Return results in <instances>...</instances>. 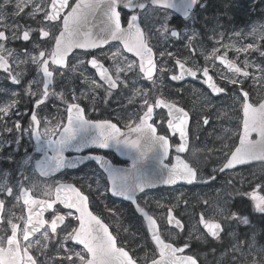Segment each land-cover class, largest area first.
<instances>
[{"label":"snow or ice","instance_id":"1","mask_svg":"<svg viewBox=\"0 0 264 264\" xmlns=\"http://www.w3.org/2000/svg\"><path fill=\"white\" fill-rule=\"evenodd\" d=\"M151 4L155 7L146 8V4L137 0H0V68L8 74L11 81L20 83L23 73L19 70L20 64H31L35 66L38 73L43 76V91L41 93L26 90L27 94L43 98L35 101V110L31 112L29 124L24 128L19 120L14 124V129L7 126L6 123L0 124V129L5 132H20L22 135H28L30 139L36 141L34 152L40 153L36 158L26 153L20 169V181L18 188L9 187L7 183L0 184V196L5 192L9 198L15 197V201L23 200V206H27V217L23 215L15 216L14 213L8 211L7 219L4 224L0 225V264H50L49 260H42L41 257H47L49 251L55 248L58 255L56 264H79L82 259H87L89 249L94 256L96 264H136L122 247L116 246L113 236L108 233H102L94 224H89L87 220L81 226L80 204L86 205L87 217H96L89 211L90 198L89 195L76 187L73 183H65L61 180L53 181L51 184L45 183L44 188L35 183L31 185V189L26 188L24 181L29 180L25 175V167L33 165V174L40 177L50 178L62 169H73L78 164L92 160L99 165L107 176L106 192H110L112 196L122 197L130 201L136 206L138 213L143 215L149 223V230L156 221L150 216L144 208L140 207L137 202V193H143L146 188L152 187L155 183L165 185L175 184L177 181H185L189 184L198 179L197 170L189 163L176 157L177 163L169 166L165 160L169 155V139L165 135H157V128L153 127L154 108H167L168 117L167 126L173 134L179 133L180 143L176 147L177 153L185 152L188 147V121L189 112L182 107H177L173 103H169L163 99H157L155 104L149 103L148 91L136 90L137 96H143L144 101L140 109L142 114L134 113L133 117H129V121L125 122L124 130L112 123L110 120L88 119L86 111L80 106V100L85 96L84 92L79 95L73 93L72 99L68 100L64 92L49 91L54 78V72L60 76L64 75L66 70L72 72L77 71L76 65H71L68 60L69 53L73 49H98L108 45L110 41H119L120 45L116 46L113 51L109 48V52H102L101 56L105 59L112 60L115 67L114 74L112 67H105L100 63L99 58H93L88 63L93 68L99 70V78L102 83H98L95 79L81 72L84 82L90 85L92 91L107 86L106 91L117 89L118 84L127 86V74L135 73L142 76L155 84L153 73L157 70V64L153 60L154 45L152 39L157 35L164 40L175 38H187L185 47L188 49L195 48L193 41L195 33L188 35L187 31L183 36L176 29L169 26L170 13L168 9L182 13L185 19H190L195 7L200 4V0H151ZM203 7V5H200ZM123 8L135 12L137 9L160 12L163 16L160 18V25L155 32L142 30L138 23V15L132 14L127 20V27H122L121 11ZM11 9V11H9ZM26 17L34 20L38 24V28H32L30 25L21 31L22 26L15 23L18 18ZM13 23H9V19ZM62 22V29L60 24ZM96 32L93 33L92 29ZM39 33L38 39H30V35ZM59 33L58 35L56 33ZM237 37H243L244 32H236ZM248 35H260L264 42V29L260 33L253 29ZM221 39L224 33H220ZM20 40L32 44L31 52L24 51V59H19L15 50L7 47L9 40ZM221 48L227 50L234 45L221 44L220 40L216 41ZM253 45L247 47L235 48L237 53L248 52ZM259 51L260 56L264 57V51L259 47L255 49ZM125 53H130L137 60H129ZM89 53L85 52V55ZM204 57L205 62L220 60L234 75L225 76L221 74L220 79L228 84H243L244 79L250 78L251 74L247 70H242L236 64L228 60L226 56L220 55V48L213 47L209 52L203 49L200 53ZM161 57L167 56L175 61V67L180 70L179 75H171V80L179 82L185 77H197L200 71L199 66L193 65L186 67L190 63L192 57H187L183 61L177 59L174 53L160 52ZM10 63L16 64L17 69L11 68ZM79 64L83 66L85 60H79ZM255 62L245 60V69L254 66ZM59 66V67H56ZM261 73V79H264V66H256ZM138 68V70H137ZM195 68V70H194ZM159 71H173L172 68H159ZM203 75L206 79L203 81L211 92L216 95H226L227 89L218 81L213 82V77L209 75V69L204 67ZM31 83H38L34 79ZM0 91H6L0 89ZM12 98L0 104V121L10 118L12 110L16 108L19 101L15 99L17 93L11 94ZM55 97L65 107L63 109L57 107V114L52 116L40 115L41 106L46 105L49 97ZM233 112L234 105L240 104L243 111V131L238 133L239 146H235L232 150L231 145L224 144L220 150L223 152L220 158L222 163L214 172H224L226 169H232L236 165L246 164L252 160L264 161V103H260L258 107H254L250 93L241 88L240 91H233ZM133 101L130 99L129 103ZM146 109V110H144ZM64 113H66L67 123H64ZM19 116L25 113H17ZM163 121L164 117L160 116ZM152 120L153 123H149ZM138 121V122H135ZM210 119L205 117L203 125H208ZM162 127V125H161ZM199 127V122H198ZM43 129L42 131L40 129ZM225 131H228L227 129ZM256 133L259 137L258 141H251L248 137ZM237 134V133H233ZM20 138L17 137L16 144L19 146ZM3 146L2 138H0V148ZM96 147L99 149L114 148L118 155L127 157L131 161L128 167H117L110 160L102 155H75L66 156L65 153H81L84 149ZM228 149V151H224ZM2 158V157H0ZM146 161L154 163L155 168L152 175L146 174ZM5 177L8 173L3 174ZM91 179V178H87ZM209 179H215L214 176ZM89 193L92 191V185L88 184ZM96 187H100L99 179L96 180ZM53 189L55 197L52 198ZM43 191L46 199H34L29 192L34 194ZM264 180L257 183L252 193H246L254 202L255 210L264 213ZM73 197L69 199L68 197ZM179 199V198H177ZM63 206L64 211L59 206ZM7 205L4 199H0V212H4ZM13 208L17 207V203L12 204ZM169 208V223H172L173 209ZM74 209V214L71 210ZM51 210V211H49ZM224 214L223 209L216 211L215 215L207 216L205 212H201L198 224L202 225L207 234L214 239H219L222 232V223L217 217ZM50 216V222L45 217ZM66 217L71 220H66ZM237 218L236 213H232L231 217L225 219ZM242 223L248 224L247 217L239 218ZM77 221L78 227L71 221ZM175 226L178 229L183 228L179 219L175 220ZM195 227V225H193ZM50 229V231H49ZM63 233V236L61 234ZM39 234V235H38ZM152 239L156 248L159 250L160 259L152 258L151 264H198V257L194 255H181L190 247L189 243H185L182 247H174L172 243H166L161 239L160 235L151 231ZM203 235V234H201ZM191 238V234H190ZM201 237L198 236L197 239ZM72 241V246H67V242ZM74 245H80L82 248L77 251ZM87 245V246H86ZM249 253L256 251L251 245H248ZM243 252L239 245L233 248L232 255L236 257L233 264H236L238 257L237 252ZM250 264H264V249L257 252V258L251 259L248 256Z\"/></svg>","mask_w":264,"mask_h":264},{"label":"flooded vegetation","instance_id":"2","mask_svg":"<svg viewBox=\"0 0 264 264\" xmlns=\"http://www.w3.org/2000/svg\"><path fill=\"white\" fill-rule=\"evenodd\" d=\"M72 3H75L76 0H71ZM137 2V0H134V3ZM141 2H144L146 4L147 9H151L155 6L151 4V0H141ZM200 5H203L201 7ZM121 11V22L122 27H127V20L130 18L132 14L138 15V23L140 24L142 30L144 31H151L155 32L156 28L160 25V17L163 16V11L160 12H152V11H145V10H139L137 9L135 12L120 8L118 9ZM11 11V9H9ZM170 13V19L168 21L169 26L176 29L178 32L181 33L183 36L184 32L187 31L188 35H192L194 33L193 27L197 31H202L201 23L199 20H202L204 15H210L212 16V27L213 29L203 31L199 35H195V39L199 38L200 36L205 38L209 43L211 47H207V51L212 50V47L217 46L219 44L216 43L217 39L220 36V33H224L223 38L230 37L231 33L235 34L236 32H240L243 28L249 27L251 31L253 29H256L257 33L261 32V29H264V0H200V4H198L194 12L192 14V17L190 19H185L182 13L176 12L173 9L167 10ZM154 15H156L154 17ZM15 23L22 26L21 31L24 30L27 26H31L32 28H38V24L34 20H29L26 17L18 18L15 20ZM60 27L62 29V22L60 24ZM0 30H3L0 28ZM93 33L95 34L96 29H92ZM59 34L58 32L56 33ZM235 36V35H234ZM39 33L37 32L35 35H30V39H38ZM194 39V40H195ZM175 40L178 43H175ZM164 39H161L158 35L152 39L151 43H162ZM187 43V38L183 39H175L170 38L167 41V47H170V50L167 52H171L175 54L177 59H181L182 61L187 57H192V60L190 63L186 64V67L188 66H199L200 71L197 73L196 79L201 80L206 79L204 75L202 74L204 67H207L209 69V75L212 76L215 80V82H219L221 85L225 86L227 91L226 95H220L218 97H213L214 100H219L223 98H229L233 97L232 93L233 91H240L241 88L243 90H246L250 93L251 100L249 101L253 105L261 101V99L264 97V79H261V73L256 67L264 66V57L260 56L259 51H256L255 49L257 47L260 48L261 51H264V42H262L260 35H257V38L255 40V44L253 45L252 49H249V53L243 54L240 57L232 56V50H228L227 54H223L224 49L220 48V55L226 56L228 60L233 61L237 67H240L242 70H247L251 76L248 79H244L242 76L239 77L243 80V84H237L232 85L228 84L226 81L221 80V74L225 76H233L234 74L224 65L220 62V60L215 61H209L205 62L204 57L202 55L197 54L196 49H188L185 47V44ZM194 44V43H193ZM221 44H224L223 41H221ZM116 46H121L119 41H110L108 45H105L103 48L98 49H79L75 48L72 50L71 53H69L68 60L70 61L71 65L77 66V71L72 72L71 70H66L64 72L63 76L58 75L54 72V78L52 81V84L49 87V91H55V92H64L67 95L68 100L72 99L73 93L76 95H79L81 92L85 93V96L80 100V106L85 109L86 116L88 119H91L93 121L96 120H110L112 123H117V126L120 127L122 130H124V124L125 122H131L129 121V117H133V121L135 120V117L133 116L134 113L142 114L140 111L144 97L143 96H137L136 90L140 89L142 91H148V99L149 103L155 104L156 99L162 98L164 100L170 101L172 103V87H169L167 81L171 82V75L176 74L179 75L180 70L178 67H175V61L171 59L172 63V69L173 71H159L158 66V56L159 51H157L154 47V54H153V60L157 64V70L154 71L153 76L155 78V84H153L151 81H149L146 78H143L142 76H137L135 73H128L127 74V86L124 84H118L117 89H114L111 91V94L106 91L107 86L105 85L103 88L96 89L95 91H92L89 84H86L84 82L83 76H81V72L83 71L85 75L89 76L91 79H95L98 83H102L99 78V70L96 68H93L88 61H90L93 58H99L100 63L104 65L105 67H112V73L115 72V67L113 66V61L105 59L103 56H101L102 52H109V48H111L113 51L115 50ZM7 47L10 49L15 50V52L18 55L19 59H24V51L27 50L31 52L32 50V44L20 40H9ZM122 47V46H121ZM172 49V50H171ZM85 52L89 53L88 55H85ZM125 55L128 56L129 60H137V66L139 64V61L136 57H134L130 53H125ZM80 58V59H79ZM166 59L167 56H164ZM85 60V64L81 66L79 64V60ZM162 59V58H161ZM245 60H248L250 62H255L254 66L249 67L245 69L244 62ZM161 63V60H160ZM13 69H17L16 64L10 63L9 65ZM59 67V66H56ZM166 69V68H165ZM23 73L22 80L20 83H14L11 81V78L8 76V74L3 70V68H0V89L6 90V91H0V104H3L5 101L12 98L11 94L13 92L17 93V96L15 99L19 101L16 108L12 110V114L10 115V118H7L5 121H0V124L6 123L8 127L14 129V124L17 120L20 121L22 126L24 128L28 127L29 124V118L31 115V112L35 110L34 105L35 101L37 99H42L43 97L40 95L32 96L27 94L26 90L31 88V91L41 93L43 91V76L42 73H38L35 66L31 65L30 63L27 65L20 64L19 68L17 69ZM138 70V68H137ZM195 70V68H194ZM38 81V83H31L32 81ZM160 80V82H159ZM162 80L165 81V83H162ZM176 84H179V89L187 90V91H193L198 86L204 88L208 92V88L206 85H202L198 81H194L191 77H185L183 80L176 82L173 81ZM255 86V89H254ZM210 91V90H209ZM209 93V92H208ZM170 96L167 98V96ZM210 95V93H209ZM211 96V95H210ZM212 97V96H211ZM132 100V103H129V100ZM175 103V102H174ZM179 105L178 103H176ZM184 105V104H183ZM181 107V105H179ZM57 107L63 109L65 106L61 104V102L56 99L55 97H49L46 105L41 106L40 115L42 116H52L57 114ZM236 108L238 110V117L240 122L237 120L234 121V131L236 130L234 134L235 141H238L239 135L241 131V105L236 104ZM146 110V109H144ZM165 109L163 108H154L153 112V120L155 123H153L152 120L149 121V123H153V127L157 128V135H165L166 138L169 139V155L168 158L165 160V163L169 164V166L172 165L173 157L175 156V152L173 150L174 146H172V140L176 141L174 134L170 130H168L167 126V119L165 114ZM17 113H25L23 116H19ZM191 113V111H190ZM194 114V113H193ZM65 119L64 123H67L66 120V113H64ZM160 116H163V121L160 119ZM138 122V121H135ZM162 125V127H161ZM228 131H224L223 134L230 135L231 131L226 127ZM43 130L42 128L40 129ZM189 133V130H188ZM177 135V134H176ZM173 136V137H172ZM253 136V134L251 135ZM17 137L20 138L19 140V146L16 144ZM0 138H2L3 143L7 144L6 146V152H4L2 155H0V184L7 183L9 187H13L14 189L18 188V181H20V169L23 162V159L26 156V153L28 155H33L34 157L38 158L40 153L34 152V145L36 141L34 139H30L28 135H22L20 132H17L13 130V132H5L2 129H0ZM192 142V141H191ZM14 150L18 151L19 156H14L12 152ZM66 156H75V155H102L106 159L110 160L114 165L117 167H128L130 165V160L127 159V157L120 156L117 154L114 148L109 149H99L96 147H90L83 150V152L77 154V153H65ZM25 167V175L29 177V180L24 181V185L26 188L31 189V185L33 183L39 185L41 189L44 188L45 183L51 184L53 181L61 180L65 183H73L76 187H79L76 182H80L77 177L78 176H90L92 179V191L89 193V190H85L82 188V191L89 195L90 198V205L92 209L96 210L98 212V209H108L106 204H102L101 202L96 203L94 198L97 193V189L95 186V175L96 173H99L103 177V184L106 188L107 186V176L106 173L103 172V169L99 167L98 164H96L95 161L88 160L82 164L77 165L76 168L73 169H62L60 172L55 173L50 178H44L40 177L37 174H33V165H27ZM246 167V166H245ZM241 168V167H240ZM239 168L233 170L236 171ZM232 172V171H230ZM8 173V176L5 177L3 174ZM198 174V173H197ZM222 174H213L215 179H199L198 180H205L208 181L203 184H210L211 181L216 180L221 177ZM212 176V175H211ZM210 177V176H209ZM200 183H194L192 185H196ZM99 190V189H98ZM161 191H165L163 193H169L171 200H172V185H161L160 187H156V189H148L145 190L143 193L139 194L137 196V200L140 203V206L142 207H148L147 205L143 206V204L140 202L142 200L141 196H146L147 194L157 193L160 194ZM100 192V191H99ZM103 194H105L104 200L108 204H117L120 203L121 207L128 208V205H131L128 201L120 198L112 196L110 192L104 191ZM29 195H32L34 199H46V197L43 195V191L33 193L32 191L29 192ZM55 197V191L53 189L52 198ZM112 197V198H111ZM114 198V199H113ZM0 199H4L6 202V209L4 212H1L0 216V225L4 224L7 219V213L8 211H11L14 213L15 216H24V212L27 211V206H23V200L21 199L19 202L15 201V197L9 198L7 196V193L5 192L2 196H0ZM17 203V207L13 208L12 204ZM128 204V205H127ZM172 203H169L171 205ZM62 211L61 214H63V206H59ZM145 207V208H146ZM98 208V209H97ZM149 208V207H148ZM169 208H172V206H167L166 212ZM149 212L150 210L147 209ZM50 211V210H49ZM72 211V210H71ZM102 211V210H101ZM73 212V211H72ZM201 214V213H200ZM199 214V215H200ZM108 217H111L115 219L114 216L111 215H105ZM50 222L51 217L47 216L45 217ZM66 220H71V218L66 217ZM106 221V220H105ZM108 221V220H107ZM106 221V222H107ZM75 226H77V221L72 220L71 221ZM110 224L111 222L108 221ZM107 222V223H108ZM240 231H242L243 227L241 226V223L239 224ZM50 231V229H49ZM226 232V229H224L223 234ZM114 235L116 236V240H118L119 244H123L121 240L125 239L122 234H119L118 232H114ZM39 235V234H38ZM239 234H237L238 236ZM63 236V233L61 234ZM146 236V233H142V237L144 238ZM233 238L236 241H240L238 237ZM172 241V239H171ZM193 243H196L193 242ZM73 242L68 241L67 246H72ZM201 245V242L199 245H192L194 249H198ZM76 250L79 251L81 249L80 246L74 245ZM138 246L141 248L142 244H138ZM242 253V252H241ZM156 254V253H155ZM58 255L55 248H52L47 257H41L42 260H49L50 264H56L58 261ZM150 259V258H149ZM148 259V260H149ZM85 259H82L79 261V264H82ZM139 262L140 259L138 258Z\"/></svg>","mask_w":264,"mask_h":264},{"label":"rangeland","instance_id":"3","mask_svg":"<svg viewBox=\"0 0 264 264\" xmlns=\"http://www.w3.org/2000/svg\"><path fill=\"white\" fill-rule=\"evenodd\" d=\"M159 17L161 18L162 16ZM9 23H13L11 18L9 19ZM168 40H164L159 44L153 43V45L159 52L168 51L170 50V47H167ZM175 43L178 42L175 40ZM158 66L159 68H171V59L158 56ZM162 83H165V81L162 80ZM167 83L169 87H172V101L178 103L184 109L186 108L191 111L189 138L190 142H192L185 160L197 170L199 179H209L213 174L215 175L218 172H214L213 169L221 166L222 161L220 158L223 152L220 150L223 148V145L225 143L229 144L233 146V150L237 143L233 134L236 132V130L234 131V121L238 120L240 122V120L233 112V97L214 100L200 86L191 92L179 89V84L173 81L172 84L169 81ZM169 97L168 95L167 98ZM234 108L238 112L236 104ZM205 117L210 119V123L206 126L203 125ZM226 127L231 131V134L228 136L223 135ZM177 143V138L176 141L172 140V146ZM6 146L7 144L3 143L2 148H0V155L6 152ZM224 151H228V149H224ZM12 153L16 157L19 156L17 150H14ZM87 178L91 177L87 175L78 176L77 179L80 182H76V184L79 187L83 185V189L89 190L87 185L92 183V178ZM97 179L100 181V187H96L95 202L106 204L108 209H110H102V211L114 216L115 219L108 216L104 218L111 222L115 232L124 236L125 239L121 240L123 245L133 250L135 252L134 255L144 264L152 255L148 254L144 256L134 246L135 242L147 245L146 240L142 237V233L145 232L142 219L137 216L133 217L126 208L121 207L120 203L108 204L104 200L106 196L103 194L105 187L103 177L99 173L95 175V186ZM262 180H264V163H257L252 166L239 168L236 171H226L222 173L220 178L211 181L210 184L172 187V200L168 192L163 193L165 191H161L159 195L157 193L147 194L144 200L145 204L152 210L154 217H157L159 220L160 229L164 237L172 239L176 244L184 245L185 243H189L190 247L186 249V253L198 257L202 264H233V260L236 257L232 255L231 246L226 249L223 247L228 243L227 236L235 238L239 234L237 236L239 240L244 238L240 231L239 224L241 220L239 218L247 217L249 223L242 224L248 241L243 245V252H237V256L243 257V259H237L236 264H250L248 256L250 255L251 259H256L257 252L260 249H264V213H259L255 210L254 202L246 193H252L256 184ZM259 194L264 195V192H260ZM169 203L172 204L169 205ZM173 205H175L173 209L175 217L184 225V229L182 230H171L166 222L167 206ZM219 209H223L224 214L217 218L222 223L224 229H226V232L221 234L219 239H212L197 223L198 217L202 211L207 216H213ZM251 211L255 212V219H261V224L258 220H251ZM232 213L239 215L237 216V224L232 222L231 219H225V217H231ZM187 232L196 238V243L191 242L185 236ZM198 236L201 238L197 239ZM200 242V246L205 253L201 249H194L192 246L199 245ZM248 245H251L256 251L249 253ZM209 247L214 248V250H210Z\"/></svg>","mask_w":264,"mask_h":264},{"label":"water","instance_id":"4","mask_svg":"<svg viewBox=\"0 0 264 264\" xmlns=\"http://www.w3.org/2000/svg\"><path fill=\"white\" fill-rule=\"evenodd\" d=\"M177 106V105H176ZM177 107H179V106H177ZM166 109V111H167V113H168V109L167 108H165ZM188 125H189V121H188ZM188 131V130H187ZM243 131V130H242ZM173 134V133H172ZM253 135H255L256 136V138L254 139V140H251V141H258L259 140V137H258V135L256 134V133H252ZM251 134V135H252ZM177 135H178V139H179V141H180V137H179V133L177 132ZM187 136H188V132H187ZM248 139L250 140V136L248 137ZM239 143H240V141H239ZM237 146H239V144L237 145ZM177 147V146H176ZM187 149V148H186ZM175 151H176V148H175ZM185 152H186V150H185ZM185 152H182V153H177V151H176V153L177 154H183V153H185ZM176 157L177 156H175L174 157V163H177V160H176ZM180 157V156H179ZM180 159H182L181 157H180ZM255 161H259V160H252V161H249V162H255ZM147 162V161H146ZM130 163H131V161H130ZM154 164V163H153ZM152 167H155V165H152ZM154 171V169H152L151 170V172L150 173H147V175H149V176H151L152 175V172ZM176 183H182V184H189V183H187V182H185V181H177ZM161 185H165V184H162V183H155L152 187H157V186H161ZM151 188V187H150ZM147 189V188H146ZM139 193H137V195H138ZM69 199H72L73 197H71V196H69L68 197ZM120 198H122V197H120ZM130 202V201H129ZM136 207V206H135ZM86 211H87V208H86V205H83L82 203L80 204V215H81V226H82V230H83V226H84V224H85V221L87 220V222L89 223V224H94L97 228H98V230L100 231V232H102V233H105V234H107L108 233V227L98 218H96V217H87L86 215H85V213H86ZM89 211H91L90 210V208H89ZM140 214V213H139ZM94 215V214H93ZM96 216V215H95ZM175 220H176V218L173 216V218H172V223H170V224H172V225H174L175 226ZM168 221H169V217H168ZM79 226V225H78ZM148 229H149V224H148ZM151 231H155V232H157L158 234H159V232H158V228L156 227V225H152V229H151ZM151 231L149 230V232H150V235H151ZM109 234H111L110 233V231H109ZM151 237H152V235H151ZM114 238V237H113ZM115 240V239H114ZM166 242V241H165ZM166 243H169V242H166ZM87 246V245H86ZM89 251V255H88V260L85 262V264H96V261H95V259H94V256H93V254H92V252H91V249H89L88 250ZM126 251V250H125ZM127 252V251H126ZM129 254V253H128ZM129 256H130V254H129ZM131 257V256H130ZM157 260L158 259H160V256H158L157 258H156ZM137 264V263H136ZM148 264H151V261L148 263Z\"/></svg>","mask_w":264,"mask_h":264},{"label":"bare ground","instance_id":"5","mask_svg":"<svg viewBox=\"0 0 264 264\" xmlns=\"http://www.w3.org/2000/svg\"><path fill=\"white\" fill-rule=\"evenodd\" d=\"M146 164H147V168H146V174H147V173H150L151 170L154 169L155 167H152V165H154V164L151 161H147ZM127 210H128V212H130L133 215V217H136V216L138 217V215L131 208H128ZM185 236L191 242H195L196 241V238L194 236H191V238H190V234H188V232L185 234ZM231 245H232V242L228 241V243H226V245L223 248L226 249V248L230 247Z\"/></svg>","mask_w":264,"mask_h":264}]
</instances>
